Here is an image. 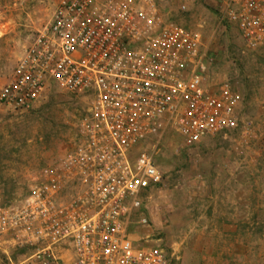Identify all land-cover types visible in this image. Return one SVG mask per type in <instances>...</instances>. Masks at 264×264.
<instances>
[{"label": "built area", "instance_id": "2783aa9c", "mask_svg": "<svg viewBox=\"0 0 264 264\" xmlns=\"http://www.w3.org/2000/svg\"><path fill=\"white\" fill-rule=\"evenodd\" d=\"M219 14L244 51L264 53V0H223ZM213 64L202 33L165 18L156 0H60L0 86V104L23 113L57 91L88 109L73 146L32 172L21 198L0 190V264L178 259L161 229L149 232L169 197L160 146L169 134L192 148L233 132L247 146L256 132L239 89L211 81Z\"/></svg>", "mask_w": 264, "mask_h": 264}, {"label": "rangeland", "instance_id": "374dc122", "mask_svg": "<svg viewBox=\"0 0 264 264\" xmlns=\"http://www.w3.org/2000/svg\"><path fill=\"white\" fill-rule=\"evenodd\" d=\"M156 1L165 18L202 33L214 57L211 81L229 78L239 89L244 99L241 116L253 122L256 132L247 146L241 144L243 135L233 132L206 138L192 148L182 147L178 136L169 134L155 157L167 177L169 197L159 200L155 217L167 225L171 208L205 206L216 198L222 206L225 199H234L235 204H243L245 211L253 213L242 229L249 237L248 245L258 249L259 264H264V53L244 51L234 25L220 21L223 0ZM59 2L0 0V86ZM87 109L84 100L57 91L23 113L11 112L0 104V190L5 199L21 198L28 176L73 146L78 123ZM229 186L240 189L227 192ZM161 232L167 251L178 256L171 264L203 263L184 261L178 243L166 238L164 228Z\"/></svg>", "mask_w": 264, "mask_h": 264}, {"label": "crops", "instance_id": "0c3cea01", "mask_svg": "<svg viewBox=\"0 0 264 264\" xmlns=\"http://www.w3.org/2000/svg\"><path fill=\"white\" fill-rule=\"evenodd\" d=\"M229 187L227 192L231 193L240 189ZM235 202L227 198L220 206L216 198L205 206L198 203V207L195 204L173 208L168 215L169 222L166 220L168 224L163 225L155 217L149 232L152 234L164 228L166 238L175 240L176 245L178 243L177 249L184 261L197 259L203 261L202 264H259L258 249L248 245L249 237L242 229L244 223L253 219V213Z\"/></svg>", "mask_w": 264, "mask_h": 264}]
</instances>
